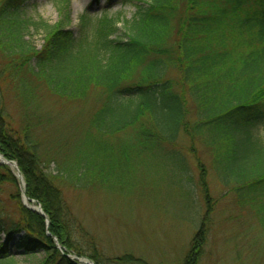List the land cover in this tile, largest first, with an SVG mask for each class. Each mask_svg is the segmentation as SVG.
I'll use <instances>...</instances> for the list:
<instances>
[{
	"label": "trees",
	"instance_id": "16d2710c",
	"mask_svg": "<svg viewBox=\"0 0 264 264\" xmlns=\"http://www.w3.org/2000/svg\"><path fill=\"white\" fill-rule=\"evenodd\" d=\"M28 1L0 0L2 99L14 94L31 112L16 127L1 103L0 153L18 164L27 197L45 217L23 205L17 178L0 164V264H19L11 247L27 257L43 255L40 264H81L68 256H85L71 243L62 187L84 191L87 167L70 168L67 157L64 166L60 154L40 148L41 123L33 114L40 108L29 76L70 101L99 91L92 126L121 157L166 149L188 170L182 151L202 148L215 178L264 232V0H140L125 39L120 16L94 21L87 13L76 37L67 14L54 26L28 18ZM69 6L63 0L60 11ZM32 29L45 33L41 50L26 41ZM129 132L133 139L123 140ZM201 247L193 245L185 264H197Z\"/></svg>",
	"mask_w": 264,
	"mask_h": 264
},
{
	"label": "rangeland",
	"instance_id": "374dc122",
	"mask_svg": "<svg viewBox=\"0 0 264 264\" xmlns=\"http://www.w3.org/2000/svg\"><path fill=\"white\" fill-rule=\"evenodd\" d=\"M69 1L65 13L60 11L63 0H30L24 11L28 18L36 22L43 20L51 26L67 14L68 29L76 37L81 31L80 19L87 13L94 21L105 14L115 19L120 16L117 23L125 39L126 24L141 3L140 0ZM26 41L41 50L45 33L32 29ZM29 77L36 87L35 101L40 108L39 112H33L41 123L35 128L40 148H51L58 157L60 154L64 166L67 157L70 168L79 164L87 167L82 180L84 191L62 187L71 243L85 255L79 258L71 253L72 259L91 264L96 261L100 264H185L193 245L199 242L202 247L197 264H264V232L258 219L250 210L236 205L234 196L215 178L210 159L202 148L195 145L199 152L193 155L188 149L182 151L188 170L179 154L166 149L130 150L121 157L109 150L106 146L110 142L100 140L99 133L93 129L99 91L92 90L85 100L70 101L54 95L45 84ZM0 86L5 84L0 81ZM1 103L16 127L31 115L22 110L14 94L2 99L0 89ZM122 138L129 141L133 135L124 133ZM184 143L181 138L180 144ZM99 146L104 148L99 150ZM196 156L203 160L201 165ZM5 166L19 182L23 205L29 209L41 207L36 201L24 202V178L21 181L16 170ZM55 168L53 165L52 169ZM1 240L4 235L0 236ZM56 245L61 251L58 241ZM10 251L19 264H40L44 258L43 255L27 257L14 247Z\"/></svg>",
	"mask_w": 264,
	"mask_h": 264
},
{
	"label": "water",
	"instance_id": "95a60500",
	"mask_svg": "<svg viewBox=\"0 0 264 264\" xmlns=\"http://www.w3.org/2000/svg\"><path fill=\"white\" fill-rule=\"evenodd\" d=\"M0 163L3 164V165H9V166H11L14 170L17 171V177H18L21 181H23L22 174L20 173L19 168H18V165H17L16 163L11 162V161H7V160L3 159V157L1 156V154H0ZM23 198H24V202H25V203H26V202L35 203V201H30V200L27 198L25 191H23ZM26 204H27V203H26ZM31 209H32L33 211H36V212L39 213L40 215L45 216V214H44V212H43V210H42L41 207L34 208V209L31 208ZM49 226H50V222L48 221V222H47V228H49ZM48 235L51 236L50 233H48ZM55 241L57 242V239H56V238H55ZM88 262H89V261H88ZM88 262L86 261V262H84V263H85V264H88ZM89 263H90V262H89ZM90 264H91V263H90Z\"/></svg>",
	"mask_w": 264,
	"mask_h": 264
}]
</instances>
